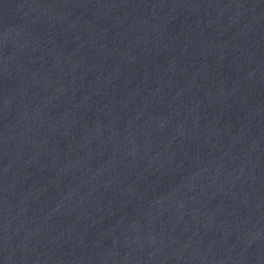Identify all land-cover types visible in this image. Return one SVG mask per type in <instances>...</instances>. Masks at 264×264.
<instances>
[{"label": "water", "instance_id": "obj_1", "mask_svg": "<svg viewBox=\"0 0 264 264\" xmlns=\"http://www.w3.org/2000/svg\"><path fill=\"white\" fill-rule=\"evenodd\" d=\"M202 0H0V196L74 135Z\"/></svg>", "mask_w": 264, "mask_h": 264}]
</instances>
